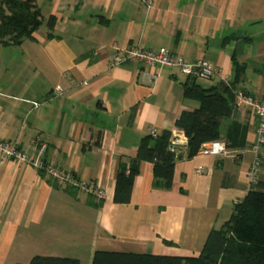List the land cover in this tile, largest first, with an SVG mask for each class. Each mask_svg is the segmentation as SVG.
Wrapping results in <instances>:
<instances>
[{"label": "crops", "instance_id": "0c3cea01", "mask_svg": "<svg viewBox=\"0 0 264 264\" xmlns=\"http://www.w3.org/2000/svg\"><path fill=\"white\" fill-rule=\"evenodd\" d=\"M36 5L44 22L55 18L54 37L47 39L43 24L34 40L0 45V139L16 143L30 161L98 185L105 198L60 186L31 165L0 160V261L6 264L13 251L20 255L13 264L34 256L91 264L96 251L198 256L210 231L220 229L249 190L257 120L236 109L250 128L248 147L192 159L174 123L198 108L185 96L192 82L232 84V56L245 67L235 92L264 98V0H153L150 12L139 0ZM133 47L166 49L187 64L203 59L220 76L199 84L176 68L138 61L110 66L112 56ZM4 50L12 51L11 60L3 59ZM150 130L172 133L171 149L180 156L172 188L154 189L152 165L142 162L130 202L114 204L118 164L136 156Z\"/></svg>", "mask_w": 264, "mask_h": 264}, {"label": "trees", "instance_id": "16d2710c", "mask_svg": "<svg viewBox=\"0 0 264 264\" xmlns=\"http://www.w3.org/2000/svg\"><path fill=\"white\" fill-rule=\"evenodd\" d=\"M43 24L49 31L47 39L53 38L51 31L56 24L55 18L50 17L44 22L36 0H0V45L19 47L25 40H34V33ZM231 65L234 68L232 84L202 88L192 82L185 90V96L198 103L197 109L183 111L174 123L186 138V159L196 156L202 145L216 140L224 141L228 151L244 150L249 145V125L241 123L234 115V87L245 67L235 56L231 57ZM171 139L170 131L156 136L149 134L140 140L133 159L127 164H118L114 204L130 202L132 185L142 162L152 165L154 189L168 191L172 188L174 166L180 156L172 151ZM39 174L43 175L42 172ZM249 186L244 198L233 206L229 219L220 229L210 231L196 257L96 251L91 264H264V169L261 159L255 180ZM27 264L80 263L72 258L34 256Z\"/></svg>", "mask_w": 264, "mask_h": 264}, {"label": "built area", "instance_id": "2783aa9c", "mask_svg": "<svg viewBox=\"0 0 264 264\" xmlns=\"http://www.w3.org/2000/svg\"><path fill=\"white\" fill-rule=\"evenodd\" d=\"M139 2L144 5L148 12L151 11L153 0H139ZM128 61H138L148 68H176L182 75H185L189 79L208 80L220 76V70L205 60L197 59L195 62L187 64L180 56L174 55L166 49H160L154 52L140 49L138 47L129 48L112 56L109 64L110 66L115 67L127 63ZM39 105L40 104L38 103H33V108H38ZM234 106L236 109H247L257 120L255 131L256 140L250 149V152L253 155V161L247 175L250 184L254 182L256 173L259 169L260 151L264 145V98L258 99L243 91H238L234 93ZM156 134L155 130H150V135L156 136ZM35 144L39 145V153H44L46 148L39 139ZM227 153L228 151L225 142L222 140H216L202 145L197 155L215 157L224 156ZM2 159H9L17 164L31 165L38 172H42L60 186L80 191L98 200L105 198L104 191L98 185L88 183L77 178L74 174L64 172L54 166L47 165L46 163L30 161L28 155L14 142L0 139V160Z\"/></svg>", "mask_w": 264, "mask_h": 264}, {"label": "rangeland", "instance_id": "374dc122", "mask_svg": "<svg viewBox=\"0 0 264 264\" xmlns=\"http://www.w3.org/2000/svg\"><path fill=\"white\" fill-rule=\"evenodd\" d=\"M43 30V29H42ZM2 53H3V59L4 60H11L12 58H11V55H12V51H10V50H7V51H2ZM201 80L202 79H197V81L199 82V84L200 83H202L201 82ZM40 251H42V250H37V252H40ZM34 253H36V252H34ZM20 257V255L17 253V251H13L12 252V255L10 254L9 256H8V259H7V262H6V264H13V263H16V259H18ZM29 260H26L24 263H27ZM0 263L2 264V262L0 261Z\"/></svg>", "mask_w": 264, "mask_h": 264}, {"label": "bare ground", "instance_id": "6f19581e", "mask_svg": "<svg viewBox=\"0 0 264 264\" xmlns=\"http://www.w3.org/2000/svg\"><path fill=\"white\" fill-rule=\"evenodd\" d=\"M227 149V148H226ZM228 151V150H227ZM215 157H218V156H215Z\"/></svg>", "mask_w": 264, "mask_h": 264}]
</instances>
